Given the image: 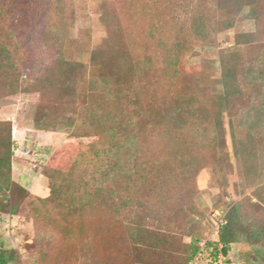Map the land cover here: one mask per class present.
I'll return each instance as SVG.
<instances>
[{
  "label": "rangeland",
  "instance_id": "1",
  "mask_svg": "<svg viewBox=\"0 0 264 264\" xmlns=\"http://www.w3.org/2000/svg\"><path fill=\"white\" fill-rule=\"evenodd\" d=\"M0 43L7 264H264V0H0Z\"/></svg>",
  "mask_w": 264,
  "mask_h": 264
},
{
  "label": "trees",
  "instance_id": "2",
  "mask_svg": "<svg viewBox=\"0 0 264 264\" xmlns=\"http://www.w3.org/2000/svg\"><path fill=\"white\" fill-rule=\"evenodd\" d=\"M12 60V54L9 53V51L6 49V47L0 43V65H4V64H9L11 63ZM225 70L223 71L222 77L224 80V83H228V81H233L235 80V75L233 73L232 68H228V66L226 65L225 62H222ZM229 84V83H228ZM46 129V128H45ZM49 129V128H47ZM12 128H10L9 130V134L8 137L0 139V174H1V170L2 168L6 167L9 168L11 165V158H12V153H11V146H12V142H13V135H12ZM49 131V130H46ZM8 182H11V185H7L5 186L1 179H0V185L2 187V189H9L10 186L13 188H17L18 191L22 192L24 195H27V197L32 196V193L30 192L29 188L26 187L23 184H17L14 183V181H12L11 179H8ZM52 195L56 196L55 193V188H53L52 190ZM17 210H15L14 208L12 209V213H15ZM239 213V209L235 210L234 215H231L229 217V219L227 220V223L225 225L222 226L220 233H219V237H220V241L219 243L223 245V248L221 249V252L225 255L228 254L230 246L236 242H238L239 238L241 235H246L247 237L250 238H260L262 236L261 232L258 231V228L251 231H245L244 228H240L237 225V214ZM199 247L198 249H196L195 251L192 252L191 256H189L187 262L185 264H191V262L196 258V255L198 253ZM7 257L4 254L0 253V264H7Z\"/></svg>",
  "mask_w": 264,
  "mask_h": 264
}]
</instances>
